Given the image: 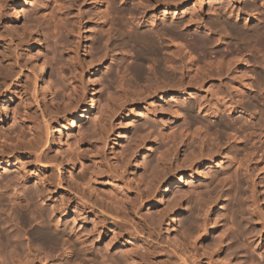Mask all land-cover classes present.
I'll list each match as a JSON object with an SVG mask.
<instances>
[{"label": "rangeland", "instance_id": "374dc122", "mask_svg": "<svg viewBox=\"0 0 264 264\" xmlns=\"http://www.w3.org/2000/svg\"><path fill=\"white\" fill-rule=\"evenodd\" d=\"M12 1L3 7L1 29L7 37L23 31V28L28 29V40L22 56L24 63L26 61L24 72L29 75V82L33 84L42 66L46 65L57 100L69 95L73 85L77 86L79 99L71 109L65 107L69 100L60 103L59 108L50 105L46 118L51 123L52 130L49 131H55L48 135L41 111L29 99V94L19 93L12 100L0 97V264H264L262 218L257 219L248 211V205L254 204L253 193L256 191L259 202L251 208H256V213L264 217V161L253 172L252 182L248 181L243 177L244 170L237 168L236 172L238 165L232 164L238 154L236 147L241 144L228 145L225 142L227 135L223 138L226 147L220 156L213 162L204 160L198 163L195 169L199 173L193 176L190 175L191 161L190 165L189 162L184 163L182 166L186 168L181 171L176 169L177 166L172 168L176 163L174 165L165 158L163 162L161 157L167 156L169 150L172 152L168 154L176 153L173 148L177 143L180 146L179 162L189 159L188 153L194 150L197 141L199 143L193 131L198 132L196 137L200 133L199 136L209 142L208 147L217 140L223 128L217 124L218 118L209 117L198 110V102L214 105L216 97L213 92L220 87L229 92L226 84L235 80L236 76L242 77L246 81H243L244 84L251 85L254 91L258 89L264 74V49L261 45L250 48L252 45L246 43L253 35L250 34L251 30H258H253L254 26L264 29V0H172L169 4L163 0L159 3L141 0L145 2L141 8V4H137L140 0H122L124 4L117 0L121 2L114 3V6L119 9L123 4L125 6L120 8L126 7L123 10L125 19L137 15L139 28L141 31L145 29L139 33L154 34L162 47L157 53L145 55H139V46L137 48L130 42L125 31L122 36L123 33L119 35L117 32L113 33L114 36L107 35V32L101 34V15H98L99 19L97 14L99 11L102 14L106 4L101 6L98 0H79L77 3L89 13L85 14L87 18L84 16L85 25L80 31V40L74 35L79 32L72 30L73 17L78 10L71 0L63 1L66 5L63 4L65 8L61 14L64 13L62 16L65 17L61 22L65 25L63 22L59 24L62 26L58 25L56 34L50 27L56 25L59 19L57 13L49 20L50 23L35 14L45 0H32L27 5L16 4L19 0ZM146 2L150 6L145 8ZM134 6L136 11H140L134 9L137 14L132 11ZM99 7L103 9L99 10ZM244 16L250 20L247 21ZM192 18H196L193 19L195 22H192ZM151 21L155 22L150 24ZM245 24H250L249 28ZM246 27L247 30L244 29ZM237 29L246 31L247 35L242 37ZM98 33L104 36L100 37ZM96 35L102 40L97 39ZM237 35L241 39L246 37L247 42L245 39L239 40ZM37 39L39 42H36ZM93 41L101 46L93 45ZM181 47L186 49L188 60L194 61L190 72L193 74L186 75V83L196 73L200 74L197 77L200 80L202 73H205L200 69L204 70L211 61L228 63L232 57L231 61L240 66L230 76L224 75L229 78L218 77L217 74L214 78L205 79L201 86L192 85L183 90L175 87L170 91L159 90V93L146 92L150 85H162L163 81H167L166 72L171 68L168 69L166 65L179 67L180 59L173 53ZM72 53L85 61L75 74L69 71ZM103 54H107L106 57ZM98 57H101V61ZM155 57L156 60H153ZM244 58L246 61L243 62ZM137 59H141V62ZM34 60L40 67L33 65ZM89 60H94V64ZM0 62L1 65V58ZM171 73H167L168 76L180 77L178 69H173ZM235 73L242 74L239 76ZM40 79L41 98L45 97L44 101H48V94H44L48 87ZM41 105L44 108L43 103ZM80 111H83V117L78 114ZM194 116L201 121L196 122ZM223 117L226 121H232V117L226 114ZM229 130L236 133L233 129ZM190 132L196 140L195 144L187 139ZM21 133H24L23 139H12ZM237 133L236 137L241 135ZM36 138L47 141L41 162L26 150L16 149L19 144H29ZM235 138L231 141L234 142ZM237 139L239 141L240 137ZM165 171L168 174L160 185L157 182ZM176 175L180 181L176 180ZM253 181L256 186H253ZM141 193H146L144 199ZM250 196H253L252 199ZM178 198L183 200L182 206L173 207ZM124 207L127 208V219L119 227L113 223L116 220L114 210H123ZM42 231L50 233V241L42 239ZM78 235L80 240H85L84 246H80L81 250L80 244L76 243L80 252L77 248L72 251V247L69 248L71 242L67 239L75 242ZM216 242L221 245H216ZM174 248L186 250L187 262L181 260Z\"/></svg>", "mask_w": 264, "mask_h": 264}, {"label": "bare ground", "instance_id": "6f19581e", "mask_svg": "<svg viewBox=\"0 0 264 264\" xmlns=\"http://www.w3.org/2000/svg\"><path fill=\"white\" fill-rule=\"evenodd\" d=\"M8 1H10V0H0V58L2 59V64L0 65V97H3V99H4V97H6V98H8L9 97V99L10 100H12L13 98H15L19 93H20V95H22L23 93H26V94H29V99H31L32 100V102L33 103H35L36 105H37V107L40 109V111H41V115L43 116V123H44V126L46 127V130H47V133H48V135H52L53 134V131H55V130H53V131H49V130H52L51 129V123H50V121L46 118L47 117V115H49V113H50V111H49V108H50V105L51 106H53V107H56V108H59L60 107V103H66L67 102V100H69V103H67L66 105H65V107H66V109H71L72 107H74L75 105H76V102L78 101V99H79V97H78V95H76L77 93H78V91H77V86H75V85H73V83H72V92L69 94V95H63L62 96V98L60 99V100H57V94H56V89L54 90L53 89V87H52V82H50V79H51V77H49V75H48V73H49V70H48V67L46 66V65H43L42 66V69L40 70V75H39V77H35V81L33 82V84H31V82H29V75H27V74H25V72H24V69H25V66H26V61H25V63H24V59H23V56H22V52H23V47H24V44L27 42V30H26V28H23V31H18V33L16 32V33H13V34H11V36H8V37H10V38H8L7 37V35H6V33H5V31H3L2 29H1V27H2V21H3V7L4 6H6V4L8 3ZM12 1V0H11ZM30 1H32V0H19V2L18 3H16V4H18V5H27L28 4V2H30ZM55 1V5H53V2ZM63 1L64 0H45L44 1V4L43 5H41V6H39L38 8H37V10L35 11V14L36 15H38V16H41V17H43V18H46L48 21L52 18L53 19V16H54V14L55 13H57L58 15H59V19H58V21H56V25L54 26H52V24H50L52 27H50L52 30L51 31H53V33L54 34H56V30L58 29V25L59 24H62V22L64 21L63 20V17H65V16H62L63 14H61V11L65 8V6H63V4L64 5H66L65 3H63ZM70 1V0H69ZM76 6H75V8H77V13H75L76 14V16L75 17H73V18H75L74 20L75 21H73V19H72V21H73V23H74V28L72 27V30H74V32L77 30L78 32V34H76V33H74V35H77L75 38L77 39L78 38V40H80L81 39V33H80V31H82V28H83V26L85 25L84 23H83V19H84V16H85V14L87 15V14H89V13H87L85 10L83 11L82 9L83 8H81L80 7V5L78 6L77 5V3H78V1L79 0H71ZM87 1V0H86ZM122 1V0H121ZM121 1H117V0H98V2H99V4L101 5V6H104L105 4H106V9L104 10L103 9V7L101 8V7H99V10H102L103 9V11H102V14H100V11H99V14H97V16L98 15H101V25L103 26V28H100L99 27V29L101 30V34H104V32H107L106 34L108 35H112L114 32H117L118 34L120 33H123V34H121V36L122 35H125V33H124V31L125 32H127L126 33V35L128 34V36L130 37L129 39H130V42L132 43L133 42V44L134 45H136L137 46V48H138V46H139V48H138V50L140 49L141 50V52H140V50L138 51V53L140 52L141 54H139V55H145V53H157V52H159V50L162 48V47H160V45L158 44L159 42H158V40L154 37L155 35L153 34V35H151V33H144V34H142V33H139V31H141V28H139V26H140V22H139V20H138V22H136L137 20V18H138V16L136 17V16H133V17H131V16H129L131 19H128V20H126L127 18H126V14L124 13V9L126 8H120V7H122L123 6V2L124 1H122V6H119V9L117 8V6L115 5L114 6V3H116V2H121ZM156 2H160L161 0H155ZM154 1V2H155ZM164 2H167L168 4L170 3V2H172V0H163ZM162 1V2H163ZM174 1H177V0H174ZM13 2V1H12ZM136 2H137V0H136ZM151 2V1H150ZM150 2H149V4H150ZM155 2V3H156ZM158 2V3H159ZM161 2V3H162ZM163 2V3H164ZM71 3V2H70ZM85 3V2H84ZM143 3H144V5H145V2L143 1V2H141V0L139 1V2H137V4H141L140 6H139V8H141V6L143 5ZM147 3V2H146ZM118 4V3H117ZM133 4H136V3H133ZM175 4V3H174ZM155 5V4H154ZM166 5V4H165ZM245 5H246V3H245ZM248 5H249V3H248ZM247 5V6H248ZM256 5V4H255ZM263 5V4H262ZM72 6H73V4H72ZM125 6V5H124ZM123 6V7H124ZM137 6V5H136ZM136 6H134V8H133V10L132 11H134V9L136 8ZM147 6H150V5H148V3H147V5L145 6V8L147 7ZM250 6H251V4H250ZM250 6H249V10H250ZM258 6V5H257ZM144 7V6H143ZM142 7V8H143ZM54 8L57 10L56 12H54ZM69 8V7H68ZM130 8V7H129ZM138 8V7H137ZM239 8H240V6H239ZM238 8V9H239ZM241 8H243V7H241ZM244 8H246L245 6H244ZM255 8V6H254V4H253V8L252 9H254ZM123 11V13L121 14V10ZM232 9V8H231ZM230 9V10H231ZM246 9H248V7L246 8ZM245 9V10H246ZM261 9V8H260ZM263 9V8H262ZM15 10H16V8H15ZM130 10V9H129ZM137 9H135V11H136ZM259 10V9H258ZM121 11V12H120ZM126 11V10H125ZM131 11V12H132ZM134 11V12H135ZM139 11V10H138ZM138 11H136V12H138ZM225 11V10H224ZM240 11V10H239ZM238 11V12H239ZM244 11V10H243ZM252 10H250V12H251ZM255 11H256V9H255ZM254 11V12H255ZM64 12V11H63ZM88 12H90V10L88 9ZM92 12V11H91ZM97 12H98V10H97ZM135 12V13H136ZM140 12V11H139ZM233 12H234V10H233ZM247 12V11H246ZM249 12V13H250ZM258 12V11H257ZM260 12V11H259ZM263 12H264V10H263ZM17 14H19V12L17 11L16 12ZM232 13V12H231ZM249 13H248V15H249ZM91 14V13H90ZM124 14V15H123ZM137 14V13H136ZM256 14V13H255ZM261 14H263V13H261ZM66 15V14H65ZM129 15H131V13L129 14ZM132 15H134V14H132ZM225 15H227V14H225ZM232 15V14H231ZM230 15V16H231ZM236 15H238V14H236ZM236 15H235V19H237L238 18V16H237V18H236ZM251 15V14H250ZM254 15V14H253ZM252 15V16H253ZM55 16H57V15H55ZM89 16V15H88ZM93 16H94V14H93ZM229 16V15H228ZM240 16H242V15H240ZM259 16V15H258ZM91 17V16H90ZM96 17V16H95ZM192 17V16H191ZM245 17V16H244ZM255 17V16H254ZM58 18V17H57ZM85 18H87V16H85ZM93 18V17H92ZM98 18H99V16H98ZM126 18V19H125ZM246 18V20L248 21V20H250V19H248V16H246L245 17ZM260 18V17H259ZM41 19V18H40ZM100 19V18H99ZM98 19V20H99ZM139 19H140V17H139ZM177 19V18H176ZM190 19V18H189ZM189 19H188V21H189ZM196 20V18H192L191 20H192V22L194 21V20ZM253 19V18H252ZM61 20H63L62 22H61ZM66 20V19H65ZM134 20V21H133ZM202 20V19H201ZM200 20V21H201ZM244 20V19H243ZM245 20V21H246ZM71 21V20H70ZM100 21V20H99ZM130 21H132L133 23L132 24H130ZM198 21V20H197ZM59 22H61V23H59ZM134 22H136V23H134ZM153 22H155V21H153ZM152 21H151V23L150 24H152L153 23ZM195 22V21H194ZM49 23H50V21H49ZM64 23V22H63ZM190 23V21L188 22V24ZM224 23V22H223ZM260 23V22H259ZM72 24V23H71ZM147 23H145V25H146ZM149 24V23H148ZM228 24H230V23H228ZM233 24V23H232ZM262 24V23H261ZM64 25H65V23H64ZM100 25V26H101ZM236 25V24H235ZM235 25H229V26H235ZM245 25H247V24H245ZM244 25V26H245ZM250 25V24H249ZM249 25H247V27L249 26ZM257 25V24H256ZM59 26H62V25H59ZM71 26H73V25H71ZM70 26V27H71ZM142 26H143V24H142ZM141 26V27H142ZM203 26H205L204 24H203ZM228 26V27H229ZM240 26V25H239ZM238 26V27H239ZM254 26V25H253ZM263 26V25H262ZM76 27V28H75ZM87 27V26H86ZM206 27V26H205ZM236 27V26H235ZM244 28V29H248V28ZM258 28H256L255 26H254V28H253V30L255 29V30H257V31H254V32H252V30H251V32H250V34H253L252 36H248L250 39L248 40V42L246 41V37L244 38V39H241L242 37H244V36H246L247 35V33H246V31H244V30H238V31H240V33H241V38L240 37H238V35H237V37L239 38V40H244V41H246L247 43V45L249 44V45H252L250 48H253L254 46H255V48L256 47H260V45H261V47H262V49H264L263 47H264V29L263 28H261L260 29V27L259 26H257ZM237 28V27H236ZM240 28H243V27H241L240 26ZM251 28H252V25H251ZM56 29V30H55ZM76 29V30H75ZM99 29H98V31H99ZM31 30V29H30ZM50 30V29H49ZM54 30H55V32H54ZM68 30V29H67ZM145 30V29H144ZM144 30L143 31H141V32H144ZM149 30V29H148ZM148 30H146V31H148ZM234 30H236L235 28H234ZM50 31V32H51ZM58 31V30H57ZM145 31V32H146ZM237 31V32H238ZM72 33V31H69V33ZM236 32V33H237ZM51 34V35H53L54 36V34ZM249 33V32H248ZM101 34H97L98 36H100ZM106 34H105V36H106ZM119 34V35H120ZM235 34V32H233V36L235 37L236 36V34ZM246 34V35H245ZM32 35V34H31ZM36 35H38L37 33H36ZM96 35V37H98ZM115 34H113V36H114ZM104 35H102V36H100V37H103ZM95 37V36H94ZM93 37V38H94ZM100 37H98L97 39H99ZM112 37V36H111ZM74 38V37H73ZM108 38V37H107ZM95 39V38H94ZM101 39V38H100ZM200 39V41L201 42H204V44L206 43L205 41H203L204 39H202V38H199ZM237 39V38H236ZM76 41V42H78L79 43V41ZM96 40V39H95ZM102 40V39H101ZM205 40H207V39H205ZM98 41V40H97ZM106 41V40H105ZM236 41H238V40H236ZM36 42H39V40L37 39L36 40ZM95 41H93V45L95 44L94 43ZM99 43H100V41H98ZM108 42V41H107ZM107 42H105L106 44H107ZM128 42H129V40H128ZM129 42V43H130ZM199 42V41H198ZM72 43H73V41H72ZM72 43H70V44H72ZM208 43V42H207ZM87 44V43H86ZM101 44V43H100ZM99 44V45H100ZM90 45V44H89ZM95 45H98V43L97 44H95ZM98 45V47H100ZM169 45H170V43H169ZM246 45V47L247 48H249L248 46ZM256 45H258V46H256ZM79 46V45H78ZM77 46V47H78ZM86 46H88V45H86ZM76 47V46H75ZM88 47H90V46H88ZM87 47V48H88ZM97 47V48H98ZM107 47V46H106ZM94 48V47H93ZM96 48V47H95ZM254 48V49H255ZM76 49V48H75ZM86 49V48H85ZM89 50H91L90 48H88ZM87 49V51L89 52V50ZM257 49H261V48H257ZM70 50V49H69ZM100 50V49H99ZM173 50H174V48H173ZM177 51H176V53H173L172 51V53L175 55V56H178V58L180 59V63H179V67H175V66H173L172 67V65H166V64H168V63H166L165 65H166V67L169 69V68H171V71L174 69V70H177L178 69V73H180V77H178V79H177V77H173V76H168L169 74H167V73H171V71H170V69H169V72H166V67L164 66V69H165V72H166V76L168 77H166L167 78V81H163L162 82V85H161V83H160V85H150L151 87H149L148 88V90L146 91V92H150V93H159L160 91L159 90H165V91H170L171 89H174L175 87H178L179 89L180 88H182V90L183 89H187V87L188 86H192V85H199V86H201V85H203V82L205 81V79H207V78H214V76H216L217 74H218V77L219 76H221V77H223V78H229V77H227L230 73H232V71L234 70V69H236L237 68V66L239 65H237V64H234L235 63V61H231V59H232V57L230 58V61L228 62V63H225L223 60H225V59H220L221 61H223V62H220L219 63V61H217L218 62V64H216L215 62L214 63H212V61H211V63L209 64H207L206 66H205V68H204V70H201L200 69V67L198 68V69H200V71H205V73H202V77L200 78V80H198L197 79V77H200V74L199 75H196V74H194L195 75V77H191V79L189 80V82H185L184 80L186 79V75L187 74H193V73H190V72H192L191 70V68H193V66H194V61H189L188 60V58H187V54H186V49L184 48V50H183V47H181L179 50L178 49H176ZM256 50V49H255ZM75 51V50H74ZM162 51V50H161ZM185 51V52H184ZM258 51V50H257ZM261 51V50H260ZM259 51V52H260ZM262 51H264V50H262ZM261 51V52H262ZM99 52V51H98ZM101 52V51H100ZM143 52H144V54H143ZM175 52V51H174ZM106 53V52H105ZM188 53V52H187ZM73 54V53H72ZM72 54H70V56L72 55ZM74 54H75V52H74ZM73 54V56L72 57H70L71 59V61H69L70 63H69V65H70V67H69V71H71V72H73V74H75V73H77V71L85 64V61H83L82 59H80V57H78V56H76V55H74ZM171 54V53H170ZM169 54V55H170ZM172 54V55H173ZM105 55H107V54H105ZM104 54H103V57L105 56ZM138 55V54H137ZM188 55H189V53H188ZM191 56V55H190ZM264 56V54L262 53V57ZM101 57H102V55H101ZM100 57V58H101ZM106 57V56H105ZM141 57V56H140ZM150 57V56H149ZM159 58H160V56H158ZM157 57V58H158ZM99 57H98V60L99 61H101V59H100ZM174 58H176V57H174ZM187 58V59H186ZM234 58V57H233ZM96 59V58H95ZM94 59V60H95ZM150 59V58H149ZM245 59V58H244ZM92 60V59H91ZM91 60H89V62H91V64L93 63L94 64V60L93 61H91ZM96 61V62H99V61ZM137 60H139V59H137ZM141 60V59H140ZM139 60V61H140ZM151 60H152V57H151ZM153 60H156V57H155V59H153ZM159 60V59H158ZM157 60V62H159ZM161 60V59H160ZM173 60H175V59H173ZM227 60H229V59H227ZM239 60H240V58L238 59V62H239ZM243 60V59H242ZM142 61H143V59H142ZM168 61H170V60H168ZM226 61V60H225ZM244 61H246V59L245 60H243V62ZM87 63H88V60L86 61ZM95 62V63H96ZM141 62V61H140ZM156 62V61H155ZM156 62V63H157ZM232 62V63H231ZM234 62V63H233ZM261 62V61H260ZM1 63V62H0ZM104 63V62H103ZM162 63H163V61H162ZM173 63H174V61H173ZM236 63H237V61H236ZM241 63H242V61H241ZM258 63V62H257ZM155 64V63H154ZM264 63H262V65H263ZM33 65H36V66H38L39 64L37 63V61L36 60H34L33 61ZM42 65V64H41ZM140 64H138V68L140 69ZM159 66H161L160 65V63H159ZM177 66H178V64H177ZM197 66V65H196ZM240 66V65H239ZM264 66V65H263ZM39 67H40V65H39ZM38 67V68H39ZM158 67V66H157ZM198 67V66H197ZM196 67V68H197ZM27 68V67H26ZM137 68V67H136ZM135 68V69H136ZM195 68V67H194ZM240 68V67H239ZM198 69H197V72H198ZM203 69V68H202ZM264 69V68H263ZM262 69V70H263ZM241 70V69H240ZM261 70V71H262ZM137 71H140V70H137ZM137 71H136V73H137ZM168 71V70H167ZM173 72H175V71H173ZM233 72H235V71H233ZM264 73V72H263ZM72 74V75H73ZM225 74H227V76H224ZM236 74V73H235ZM238 74V73H237ZM236 74V75H237ZM240 74V75H239ZM238 75L239 76H241V74L242 73H239ZM257 74H259V73H257ZM260 74H262V73H260ZM170 75H172V73L170 74ZM179 75V74H178ZM163 76H165V74L163 75ZM176 76H177V74H176ZM230 76V75H229ZM243 76H245L246 77V75H243ZM260 76V75H259ZM74 77V76H73ZM220 77V78H221ZM235 77V76H234ZM245 77H243V78H245ZM39 78H41L40 79V81L41 82H44V84L48 87V90L46 89V91H44V94H48V98H49V100L48 101H44V99H45V97H43V99L41 98V92H40V89H39V86H38V84H39V82H38V79ZM165 78V79H166ZM174 78H176V79H174ZM239 79L238 81H237V79ZM236 78H235V80H233L232 78V80H230V82L228 81L227 83L228 84H226V83H224V84H226V85H228L227 87H228V90H230L229 92H227V90H224L223 89V87H220V89H218V90H214L215 92H213V95L216 97L215 98V103H214V105H212V106H210V105H208V104H203L201 101L200 102H198L197 103V108H198V110L199 111H202L205 115H207V116H209V117H212V118H218V122H217V124L221 127V128H223L222 129V132H221V134L216 138L217 140L214 142V143H212V146H210L209 145V147L207 146L208 145V143H207V141L206 140H204V139H202L200 136V133H199V135H198V137H196V133L198 134V132L196 131V132H194L193 131V133L195 134V138H197V140H199V143H198V141H197V145H193L194 146V150H192V152L191 153H188L189 154V159H186L185 161L183 160V162L182 163H180L181 162V160H180V162H179V153H180V146H178L177 145V143L176 144H174L175 145V149L173 148V150H176V153L174 152V153H170V154H168V152L170 151H168L167 152V156H162L161 155V157H162V161L164 162V158L166 159V160H168V161H170L171 163H176V165H175V167L174 166H172V165H170V166H172V168H176V166H177V170H181L182 171V169H184V168H186L185 166H182L184 163L186 164L187 162H189V161H191V165H190V162H189V164L188 165H190L191 166V171H192V173H190V175H192L193 176V174L195 173V174H198L197 173V168L195 169V167H196V165L198 164V163H200V162H202V161H206V160H209V161H211V162H213L214 161V159L215 158H218V156H220V154L222 153V151L224 150V148L226 147V145L224 144L225 142L226 143H228V145H232L233 143H238V145L239 144H241V145H239L240 147H236V148H238V154L237 155H235V157H234V160L232 161V164L235 166V165H238V167L236 166L235 168H236V172L238 171L237 170V168L241 171V169L242 170H244V176L243 177H245L248 181H251L252 182V176H253V172H255V169H257L258 168V166H259V164L262 162V161H264V74H263V79H262V81L259 83V87H258V89L257 90H255L254 91V89H252L253 87L250 85L249 86V84L247 85L246 83L244 84V82L243 81H245V80H243L242 79V77H238V76H236ZM260 78V77H259ZM73 79V78H72ZM164 79V80H165ZM214 80V79H213ZM223 81V80H222ZM246 82V81H245ZM259 82V81H258ZM51 83V84H50ZM54 83V82H53ZM223 83V82H222ZM247 83H250V82H247ZM251 84V83H250ZM225 85V86H226ZM253 85V84H252ZM55 86V85H54ZM222 86V85H221ZM46 87V88H47ZM226 87V88H227ZM252 87V88H251ZM57 88V87H56ZM189 88V87H188ZM223 89V90H222ZM256 89V88H255ZM181 90V89H180ZM159 91V92H158ZM165 91H163V92H165ZM226 94H225V93ZM233 92H235V94H233ZM74 95H76L75 97H74ZM235 96H237L238 98H236ZM94 98V97H93ZM92 98V99H93ZM41 103H43V105H44V108H42V105H41ZM207 106V107H206ZM209 106V107H208ZM178 111V110H177ZM176 111V112H177ZM178 113H179V111H178ZM177 113V114H178ZM80 116H84L83 115V111H80V113H78ZM228 115V116H230V117H232V121L231 122H229V121H226V119H225V117H223L224 115ZM234 115H237L236 117H234ZM195 117V119L194 120H196V122H197V120H200L201 121V119H199V117L198 116H194ZM247 117H249V119L247 118ZM199 122V121H198ZM202 122H203V120H202ZM201 122V123H202ZM207 125V124H206ZM55 126V125H54ZM216 126V125H215ZM229 129H231V131H232V129L233 130H235L236 131V133L235 134H233V133H230L229 131ZM196 130V129H195ZM208 130V129H207ZM212 130V129H211ZM229 130V131H228ZM182 131V130H181ZM189 132V131H188ZM205 132H207V131H205ZM237 132H239V134H241V135H238L237 137H236V134H238ZM211 133V132H210ZM213 133V132H212ZM215 133H216V131H215ZM167 134V133H166ZM174 134V133H173ZM183 134H184V131H183ZM171 135V134H170ZM170 135H168V137L170 136ZM209 135V134H208ZM212 135V134H211ZM216 135V134H215ZM218 135V134H217ZM227 135V136H226ZM192 136V134H191V132H190V135H188L187 136V139L189 138L190 139V143H194L195 144V138L194 137H191ZM194 136V135H193ZM210 136V135H209ZM226 136V138H227V141H223V138ZM174 137V136H173ZM207 137V136H206ZM215 137V136H214ZM236 137V138H235ZM240 137V140L238 141V139L237 138H239ZM24 138V133H21V134H17L15 137H12V139H23ZM166 138H167V135H166ZM232 138H235V140H234V142H232L231 140H233ZM206 139V138H205ZM47 143V141H44V140H42L41 138H36V139H34V140H32V141H30L29 142V144H25V143H21V144H19L17 147H16V149L17 148H21V149H24V150H26L30 155H33L34 156V158H36V160L37 161H40L41 162V160H42V156L44 155V153H43V149H44V146H45V144ZM225 145V146H224ZM234 145V144H233ZM237 145V146H238ZM235 148V149H236ZM226 150V149H225ZM231 150V149H230ZM166 152V151H165ZM170 152H172V151H170ZM226 152V151H225ZM233 152H234V150H233ZM162 153V152H161ZM4 155H5V153H3ZM232 154V153H231ZM163 155H165L164 153H163ZM169 156V157H168ZM229 156V155H228ZM186 158V157H185ZM188 158V157H187ZM161 159V158H160ZM165 160V161H166ZM188 160V161H187ZM168 161H166V163L168 162ZM209 161H207V162H209ZM170 163V164H171ZM231 163V162H230ZM43 164V163H42ZM164 164V163H163ZM181 164V165H180ZM166 164H164V166H165ZM187 165V166H188ZM168 166V165H167ZM169 166V167H170ZM189 166V167H190ZM165 168H166V166H165ZM167 169H169L168 167H167ZM189 169V168H188ZM262 169H264V166L262 167ZM172 170V169H171ZM197 170V171H196ZM180 171V172H181ZM190 171V172H191ZM241 173V172H240ZM239 173V174H240ZM168 174V172L167 171H165L164 172V174L161 176V178H159V180H158V182L157 183H161L162 182V180L166 177L165 175H167ZM175 175V174H174ZM237 175H238V173H237ZM209 176H212V175H210L209 174ZM239 176V175H238ZM237 176V177H238ZM175 177H177V175L175 176ZM179 177V176H178ZM176 178V180L177 181H180V179L179 178ZM215 177V176H214ZM240 177V176H239ZM217 178V177H216ZM215 178V179H216ZM173 179V178H172ZM214 179V180H215ZM226 179V178H225ZM241 178H239V180H240ZM218 180V179H217ZM220 180V179H219ZM212 182H213V180H211ZM246 181V180H245ZM219 182H221V181H219ZM254 182V181H253ZM209 184V183H208ZM207 184V185H208ZM161 185V184H160ZM252 186V185H251ZM253 186H256V182H254V184H253ZM256 190V189H255ZM253 191V190H252ZM251 191V192H252ZM143 193V192H142ZM141 193V197H142V195H143V199H144V194H146V193H144V194H142ZM251 195V194H250ZM253 196H254V200H253V203L254 204H258L257 202H259V199H257V197H258V194L256 193V191L253 193ZM252 196V197H253ZM251 197V196H250ZM252 197H251V199H252ZM259 198V197H258ZM143 199H142V201H143ZM230 200H232V199H230ZM258 200V201H257ZM182 199H180L179 200V198H178V200L177 201H175L174 203H173V207L174 206H180L181 204H182ZM19 202V201H18ZM248 203H250V202H248ZM254 204L253 205H248V211H249V214L250 215H253L254 214V216H256L257 217V219L258 218H260V216H261V218H262V223H263V226L261 227V231L262 230H264V217L262 216V214H260V213H256V208L255 207H253V208H255L254 210L251 208V206H254ZM260 205V204H259ZM182 206V205H181ZM180 206V207H181ZM126 210H127V208H123V210H120V209H116V210H114V212L116 213V215H115V221L113 222L115 225H117V226H119V227H121L122 226V224H123V222L127 219V212H126ZM242 211H243V209H242ZM113 214L114 213H112L111 215L113 216ZM114 217V216H113ZM253 217V216H252ZM252 219V218H251ZM254 219V218H253ZM252 219V220H253ZM257 219H256V221H257ZM186 220L187 221H189V218H186ZM250 220V219H249ZM255 220V219H254ZM253 220V221H254ZM93 222L95 223L96 222V220H93ZM226 224H227V219H226ZM257 223H258V221H257ZM205 224V223H204ZM96 225V224H95ZM138 226V225H137ZM136 226V227H137ZM233 226V225H232ZM58 228H60L59 226H57ZM135 228V227H134ZM205 228V227H204ZM61 229V228H60ZM136 229V228H135ZM137 230V229H136ZM41 231V230H40ZM40 233V232H39ZM41 233H43V231L41 232ZM50 234V233H49ZM49 234L48 233H43V234H40V236L42 237V239H45L46 241H48L49 240V238L51 239V236L49 237ZM55 234V233H54ZM69 236H70V234H68ZM68 235H66L65 237H68ZM40 237V238H41ZM64 237V238H65ZM78 237H79V235H78ZM223 237V236H222ZM221 237V239L224 241V239ZM52 238H58V237H55V236H52ZM63 238V237H62ZM77 238V237H76ZM75 238V242H72V241H69V239L70 238H67L68 239V242H71L70 244H69V248H71L72 247V251H75L76 250V248L78 249V246L76 245V243L77 244H80L79 245V247L82 245V247L84 246V244H85V240L83 241V240H80V237L79 238H77L76 239ZM6 239L9 241V239H8V237H6ZM42 239H40L41 241H42ZM48 239V240H47ZM59 239V238H58ZM220 239V243L222 244L223 243V241ZM44 240V241H45ZM55 240H57V239H55ZM50 241V240H49ZM222 241V242H221ZM217 242H218V240H217ZM216 242V243H217ZM64 243V242H63ZM66 243H67V240H66ZM111 243H112V241H111ZM216 244V245H221V244ZM87 244V243H86ZM65 246V245H64ZM77 246V247H76ZM68 247V246H67ZM82 247H80V250H81V248ZM87 247V246H86ZM64 249V248H63ZM68 249V248H67ZM84 250H85V248H83ZM82 249V250H83ZM68 250H70V249H68ZM83 250V251H84ZM174 250V252L181 258V260H183L184 262H187V256H186V250L184 249V248H180V250H178V249H176V248H174L173 249ZM65 251H66V248H65ZM64 251V252H65ZM78 251H79V249H78ZM82 251V252H83ZM71 252V251H70ZM80 252V251H79ZM88 254V253H87ZM74 255V254H73ZM80 255V254H79ZM90 255V254H89ZM88 255V256H89ZM70 256V255H69ZM85 256V255H84ZM90 257V256H89ZM74 257H72V259H73ZM69 259V258H68ZM70 260H71V258H70ZM69 260V261H70ZM69 261H67V263H69ZM74 263V262H73ZM69 264H71V262L69 263Z\"/></svg>", "mask_w": 264, "mask_h": 264}]
</instances>
